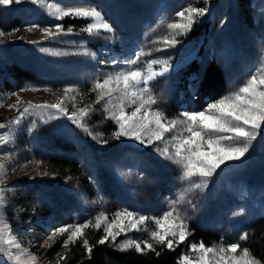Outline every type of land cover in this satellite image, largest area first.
I'll list each match as a JSON object with an SVG mask.
<instances>
[{
	"label": "rangeland",
	"instance_id": "374dc122",
	"mask_svg": "<svg viewBox=\"0 0 264 264\" xmlns=\"http://www.w3.org/2000/svg\"><path fill=\"white\" fill-rule=\"evenodd\" d=\"M59 2L96 7L114 31L89 36L80 31L88 21L78 28L70 20H64L65 28L74 26V33L46 38L39 29L27 31L33 24L42 28L57 22L44 6L29 0L11 7L0 6L4 19L0 21V31L6 33L0 35V102L5 104L0 108V123L17 115L7 107L16 102V97L7 95L13 91L28 88L20 93L23 101L54 104L63 98L64 88L74 87L78 89V94H74L76 99L66 100L65 105L69 113L91 106L94 111L83 122L96 136L95 125L114 121L106 119L101 105L94 103L97 97L92 91L94 82L125 67L122 61L141 49L152 50V55L143 57L142 63L172 57L173 68L151 82L154 95L160 99L159 106L171 117L184 110L202 109L208 103L196 94L193 83L198 75L194 69L201 68L206 61L214 60L223 70L227 83L225 95L264 59V0H210L209 14L190 33L177 36L179 44L164 51H155L164 47L158 43L159 38L168 34L167 24L189 0ZM196 6H203V0H196ZM13 29L19 31L8 35ZM42 48L50 51H41ZM56 52L63 54L54 55ZM113 60L117 63H111ZM12 65L15 71L24 70L28 77L17 79L10 72ZM155 70L159 72L161 67L157 65ZM8 130L15 139L0 148V153H11L10 160L0 155V163L8 168L5 183L10 189L6 191V203L0 206V217L10 223L23 246L38 257V264H57L55 254L62 253L60 245L65 236L49 239L56 228L93 219L100 213L111 217L125 208L157 215L188 188L189 182L180 180L179 166L163 159L152 148L131 140L125 139L123 147L97 156L86 143L84 130L55 110H30L18 125L9 124L0 133ZM61 154L73 158L80 155L82 162L87 163L83 184L91 189L90 193L86 186L55 184L57 180L50 174L53 168L46 156ZM179 207L191 230L188 240L180 245L182 253L190 242L203 241L192 237L196 231L211 237L205 243L209 246L221 241L227 244L246 231L264 209V130L245 158L222 166L209 179L207 187L187 192L186 201ZM153 227L149 222L148 228ZM128 237L148 238L144 232H129ZM124 239L119 237L117 243ZM0 264L9 262L0 257Z\"/></svg>",
	"mask_w": 264,
	"mask_h": 264
},
{
	"label": "snow or ice",
	"instance_id": "6c2138e0",
	"mask_svg": "<svg viewBox=\"0 0 264 264\" xmlns=\"http://www.w3.org/2000/svg\"><path fill=\"white\" fill-rule=\"evenodd\" d=\"M23 2L24 0H0V6L11 7L13 4ZM29 2L44 6L52 20L57 21L42 28L36 24L27 27L29 32L39 29L46 38L74 33V26L65 28L62 23L65 19L88 21L80 31L89 36L101 31L109 33L114 31L112 25L104 19L103 14L96 7L82 4L62 5L59 0L56 3L48 0H29ZM209 11L210 0H203V6H196V0H189L175 12L173 21L167 24L168 34L159 38L158 43L164 47L156 48L155 51H164L179 44L180 41L176 37L190 33L194 26L209 14ZM17 31L19 29H13L7 34L12 35ZM5 34L0 31V35ZM40 50L50 51L46 48ZM151 55L152 50L141 49L135 52L132 58L122 61L125 67L102 80L97 79L92 87V91L97 93L94 103L101 105L106 113V119L115 122L117 127L112 134L114 139H127L152 148L163 159L179 166L180 180L189 182L188 188L181 191L169 202L167 209L157 215L125 208L116 211L111 217L100 213L93 219L68 223L56 228L50 233L49 239L54 241L58 235L65 236L60 245L64 250L63 253L55 254L57 264L62 262L66 264L69 259L68 253L71 251L70 245L74 246L78 241L81 242V247L89 258L96 245L104 244H110L114 246V250L120 252L134 249L140 254L153 252L156 256L161 255V252L157 251V246L175 251L191 235L187 217L179 207L186 201L187 192L207 187L209 179L222 166L245 158L252 149L253 142L257 141L264 130V59L246 79L227 94L208 102L202 109L184 110L177 116L171 117L159 106L160 99L154 95L151 82L173 68L172 57L153 58L142 63L143 57ZM111 63L116 64L117 61L113 60ZM157 65L161 67L159 72L155 70ZM28 90L21 88L7 94L9 97H16V102L7 107L9 110H15L17 115L5 123H0V129H7L9 124L18 125L30 110L51 109L92 135L83 119L94 109L86 105L69 113L65 105L66 100L75 101L74 94H78L77 88H64L63 98L54 104H32L30 101H23L20 93ZM45 90L50 91V89ZM21 104L25 106L21 108ZM4 106L5 104L0 102V108ZM33 127H35L34 123ZM14 139L11 130L0 133V148H5L14 142ZM101 143L107 145L108 141L102 140ZM0 155L11 159L10 152ZM7 176L6 164L0 163V206L6 203V191L10 190L5 183ZM149 222L154 225L151 229L148 228ZM89 228L103 231V235L95 244H91L86 238L85 230ZM129 232H144L148 238L128 237ZM121 236L125 239L117 243ZM249 238V231H243L235 240L227 244L221 241L219 244L209 246L204 241L190 242L187 250L177 259V264H264V260L254 255L249 247H242V242L248 241ZM0 257L5 258L9 264H38V257L28 247L23 246L10 223L2 217H0Z\"/></svg>",
	"mask_w": 264,
	"mask_h": 264
},
{
	"label": "trees",
	"instance_id": "16d2710c",
	"mask_svg": "<svg viewBox=\"0 0 264 264\" xmlns=\"http://www.w3.org/2000/svg\"><path fill=\"white\" fill-rule=\"evenodd\" d=\"M68 20L73 22L78 28L84 26L85 24V20L65 19V22ZM0 21H4L1 15ZM4 23L6 24L8 22L5 21ZM15 69L16 68L13 66L10 72L16 74L17 79L28 77V74L24 70L20 71V69L19 71H15ZM194 70L198 72V76L194 80L196 86L195 92L202 98V100H204L205 103L215 100L225 93L227 84L226 78L223 70L214 60H208L201 68ZM116 127L115 122L108 121L100 126L95 125V129H93V131L95 130L96 136L89 135L88 132L83 131L86 143L91 146L90 149L97 156H100V153L116 150L124 146L123 142L125 139L116 140L113 138L112 134L116 130ZM93 137L96 138L94 139ZM102 140H107V145L102 144ZM46 159L49 162V166L53 168V170L50 169L49 171L51 176L56 178L57 181L55 184L58 187H62L63 184H77L78 187L86 186L83 184L85 183V181L83 182V177L87 172V163L82 162L80 155L75 158L68 155L64 156L62 154L51 155L46 156ZM73 177H75L74 180L69 179ZM84 188L87 190V193H90L91 189L88 188V186ZM76 199L77 198L72 197V200ZM246 231H249L250 238L248 241L242 242V247H249L254 255L261 260H264V210L250 222ZM85 234L89 242L91 244H95V242L103 235V231L102 229L100 231H96L89 228L85 230ZM195 236L201 238L206 244H208V240L211 239L207 233L200 231H196L192 235V237ZM70 248L71 251L68 253L69 259L66 264H177V259L183 251L180 246L177 247L175 251H169L157 246V251H160L161 255L156 256L153 252L140 254L134 249L120 252L114 250V246L104 244L96 245L91 257L89 258L85 250L81 247L80 241H78L74 246L70 245ZM62 264H64V262H62Z\"/></svg>",
	"mask_w": 264,
	"mask_h": 264
},
{
	"label": "bare ground",
	"instance_id": "6f19581e",
	"mask_svg": "<svg viewBox=\"0 0 264 264\" xmlns=\"http://www.w3.org/2000/svg\"><path fill=\"white\" fill-rule=\"evenodd\" d=\"M37 213L39 214V210H37ZM38 232H41V230H38ZM38 232H37V233H38Z\"/></svg>",
	"mask_w": 264,
	"mask_h": 264
}]
</instances>
